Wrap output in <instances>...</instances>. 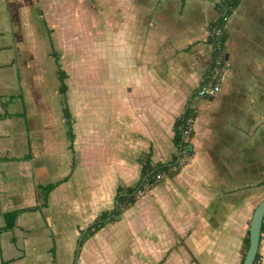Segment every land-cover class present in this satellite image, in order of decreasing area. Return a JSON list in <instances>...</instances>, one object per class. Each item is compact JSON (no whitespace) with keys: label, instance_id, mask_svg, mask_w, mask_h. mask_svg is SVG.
Masks as SVG:
<instances>
[{"label":"crops","instance_id":"obj_1","mask_svg":"<svg viewBox=\"0 0 264 264\" xmlns=\"http://www.w3.org/2000/svg\"><path fill=\"white\" fill-rule=\"evenodd\" d=\"M217 1L91 0L84 19L91 22L92 65L106 69L107 83H93L94 119L85 135L76 130L84 110L76 108L74 123L66 82L70 142L55 57L48 55L55 92L46 96L37 92L41 68L21 0H0L2 264H242L252 214L264 199V0H239L224 24L220 91L193 98L213 61ZM82 9L76 1L74 10ZM105 86L107 114L98 99L104 93H96ZM43 97L58 111L68 149L59 146L58 128L37 125ZM187 109L195 115L191 156L183 164L178 157L176 174L80 244L114 208L117 186L139 180L142 153L151 150L152 164L172 160L174 123ZM128 238L138 240L131 253ZM258 252L264 264V218Z\"/></svg>","mask_w":264,"mask_h":264},{"label":"rangeland","instance_id":"obj_2","mask_svg":"<svg viewBox=\"0 0 264 264\" xmlns=\"http://www.w3.org/2000/svg\"><path fill=\"white\" fill-rule=\"evenodd\" d=\"M76 1L78 0H21V7H23V9L21 10L23 12L21 14V18L23 19L24 13H26V18L30 19L29 27L33 28L34 30V35L32 34L29 36L28 43L30 44V47L34 49L37 55V67L41 68V70L38 69L39 76L37 73V92L42 89L43 94L45 93L46 96L49 95L51 91L52 93L55 92L52 86H56L57 82H55L53 85L52 79L55 78L54 71L56 67L52 62V57H50L49 60L48 55L51 52L56 53L58 56H60L61 67L68 75V78L66 79L69 87L67 91V100L74 123L76 121V108H79L81 106L80 108L84 110V115H81V122L76 127V130L78 129L79 132L83 130L85 131L83 132V134L90 135V126L92 124V120L94 119V113L92 109L93 83L106 84L107 73L106 69H103L102 66H100V69H94L92 65V33L91 26L89 25L91 24V22L84 19V17H91V7L88 6L91 4V0H79L80 4H82L83 7L82 12L80 10H74ZM63 5L65 6V8H67L66 6H69L73 14L80 18H77L75 20L67 18V13L70 14L71 11H68V8L66 10L63 9ZM65 21L71 22L69 23L70 25H66ZM71 27H73V29H71ZM78 32L80 34H78ZM83 55L84 57L82 58ZM45 66L46 69L44 71L42 70V67ZM79 68L81 74L79 73ZM80 75L81 79H79ZM78 83L82 85V102H79V93L77 89ZM54 88L56 89V87ZM96 93H104V95L99 96L98 99L103 102L102 108H104V113L107 114V110H110V105L109 103H107L106 86L97 89ZM56 96H58V94ZM193 98H196V95L193 96ZM42 101V103H39L41 107L40 111L42 112V114L40 112L39 114H37V125H43L45 123L46 126L53 125L55 128H58L59 132L61 131L59 134V146L62 149H68L66 143L65 128L63 126L62 129L61 123L58 122L57 119L58 115H56V113L58 111H52V107L47 101V97L46 100L45 97H43ZM51 103L52 105H56L58 103V99H56L55 102L52 101ZM45 110H48L49 113L51 111L52 114L50 113L49 118L46 117L45 119V117H43L42 119V117L40 116L45 114ZM58 118H60V116ZM82 126H86V128L84 129ZM81 148L83 147L79 146V149ZM175 154L179 155L177 149L175 151ZM183 156L185 157L183 162H185L187 154L185 153L183 154ZM176 168L177 167H173L172 170L175 171ZM104 237H107V234H105ZM155 237L156 235H149V238L152 239V241H154ZM176 238V246L181 245V243L179 242L181 241V238L179 236H177ZM96 240L101 241L103 239L101 238V236H99ZM135 241L138 240H132L131 238H128V249L130 253L132 252L131 248H133ZM260 257V263L257 264H262L263 262V258L261 255ZM137 260H139V258H137ZM125 262L126 261H122L121 259L116 260V264H126Z\"/></svg>","mask_w":264,"mask_h":264},{"label":"trees","instance_id":"obj_3","mask_svg":"<svg viewBox=\"0 0 264 264\" xmlns=\"http://www.w3.org/2000/svg\"><path fill=\"white\" fill-rule=\"evenodd\" d=\"M239 0H218L216 3L217 10L219 11V18L211 25L210 32V42L213 46V52H220L224 51V43L226 39V32L224 28V24L227 21V18L232 13L233 9L237 6ZM215 29H220L219 36L216 38L213 35ZM55 57V61L57 63V77L60 82L58 87L59 94L63 97L62 104H63V116L66 119L67 125V137L70 142L73 141L74 135L72 133V122H71V114L69 112V108L66 102V91H67V84L66 78L67 73L60 68V64L58 63V57L55 53H53ZM189 110L187 109L181 116H179L175 123H174V142L177 147V152H182L183 150L187 154V158H189L192 154V148L189 143L183 144L182 142V134L179 130L180 125H182L184 119L189 115ZM151 150L148 152L142 153L140 157V176L139 180L136 184L132 186H125V185H118L116 189L115 195V206L110 211H105L100 214L97 220L92 223L86 231L83 233L80 244H82L88 237L93 235L97 230L104 227L107 223L113 222L120 218L122 212L132 206L140 193H145L151 187L158 184L164 178H170L174 174L178 172L177 159L179 155L175 154L170 162L167 163H157L152 164L151 161ZM173 167H177V170H172ZM58 183H53L51 185V189L55 188ZM249 244L248 233L244 238V251H243V258L246 254L247 248ZM260 258L259 252L256 255L254 264H257L258 259Z\"/></svg>","mask_w":264,"mask_h":264},{"label":"built area","instance_id":"obj_4","mask_svg":"<svg viewBox=\"0 0 264 264\" xmlns=\"http://www.w3.org/2000/svg\"><path fill=\"white\" fill-rule=\"evenodd\" d=\"M220 29H215L213 35L217 38L219 36ZM225 64V53L223 51L214 53L211 67L208 69L201 84L196 89L195 95L199 98H212L216 96L220 91V83ZM195 115L190 113L180 125L179 130L182 134L183 144L190 142L191 134L194 129ZM185 151L179 152V160L183 164L185 157L183 156ZM187 159V158H186ZM180 164V163H179ZM261 257L257 263H260Z\"/></svg>","mask_w":264,"mask_h":264},{"label":"water","instance_id":"obj_5","mask_svg":"<svg viewBox=\"0 0 264 264\" xmlns=\"http://www.w3.org/2000/svg\"><path fill=\"white\" fill-rule=\"evenodd\" d=\"M263 218H264V199L257 205V207L255 208L252 214L249 225V233H248L249 244L242 264H254L256 255L259 251ZM0 264H2L1 257H0Z\"/></svg>","mask_w":264,"mask_h":264}]
</instances>
